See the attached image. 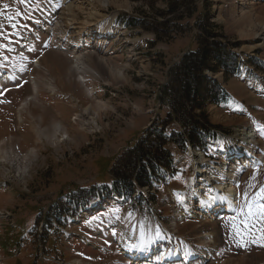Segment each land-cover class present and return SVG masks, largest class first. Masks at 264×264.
Segmentation results:
<instances>
[{
	"label": "rangeland",
	"instance_id": "1",
	"mask_svg": "<svg viewBox=\"0 0 264 264\" xmlns=\"http://www.w3.org/2000/svg\"><path fill=\"white\" fill-rule=\"evenodd\" d=\"M60 1L67 9L72 0ZM45 2L0 0V73L15 78L0 89V100L5 103L0 105V141L7 140L0 148V159L5 154L7 158L0 163L14 154L26 156L19 164L11 161L0 167V248L4 249L0 250V263L73 264L81 260V264H128L115 246V240L121 239L133 245L137 241L167 242L170 248L175 246L181 252L190 248L196 254L209 247L213 262L206 264H264V195H258L264 188V162L241 174L234 214L216 220L217 236L213 238L208 220L183 218L171 223L180 214L175 202L184 200L197 173L195 161L189 157L192 153H182L171 143L165 149L174 162L163 185L152 192L140 190L123 207H108L69 225L79 212L73 210V193L79 207L109 193L111 169L118 159L139 138L159 130L168 111L159 100L160 88L168 82V70L184 53L196 49L203 20L217 26L218 40L234 56L240 73L233 77L222 71L208 75L231 100L224 107L209 105L206 123H200L214 136L213 144L231 146L237 129L255 130L264 154V40L252 36L259 27L245 29L240 14L233 15V0H127L122 6L107 2L102 16L112 19V35L93 43L95 55L99 54L94 56V66L86 69L83 86L75 75L68 78L71 57L55 49L46 35L31 39L34 24L46 22L42 14ZM263 6L261 0L252 12L254 17L264 14ZM58 16L52 15L50 23ZM78 18L83 19L81 13ZM28 40H32L31 51L24 45ZM18 45L26 48L20 50ZM44 69L51 71L48 77ZM32 79L40 88L35 99L23 106L26 98H32ZM88 91L93 92L92 97ZM94 114L99 115L96 126L90 122ZM56 126H63L69 139L60 141L61 133L54 139ZM37 128L44 133L39 141ZM167 130L182 131L174 121ZM216 150L207 146L205 164L224 163ZM223 178L218 175L219 181ZM88 190L91 193L86 194ZM64 196L73 202L66 203ZM118 221L124 230L115 226ZM12 223L16 229L9 233ZM105 225L114 226L112 236L101 234ZM64 230L88 237L105 251H90L78 238L64 235ZM204 236L208 237L202 240ZM199 242L205 245L199 246ZM20 244V251L14 250Z\"/></svg>",
	"mask_w": 264,
	"mask_h": 264
},
{
	"label": "bare ground",
	"instance_id": "2",
	"mask_svg": "<svg viewBox=\"0 0 264 264\" xmlns=\"http://www.w3.org/2000/svg\"><path fill=\"white\" fill-rule=\"evenodd\" d=\"M112 1H115L119 6H122L126 4L127 0H85L84 2H80L79 0H72L70 2V5L67 6V9L69 10L65 8V3H61L60 0H46L45 6L42 9V14L45 15L44 19L46 22L43 23L39 21V23H35L34 26L36 27V29L32 31V33H30L32 40L38 39L42 35H46V37L50 39L51 42L56 46L55 49L62 52L69 58L71 57L72 59H69V65L67 67L68 78L70 79V77L75 75L76 77H78L77 81L83 86H85L86 83V69H89L88 66L90 64L92 65V67L94 66L96 62L94 56H97L99 54L98 52L95 55L93 43L97 40H101L104 42L105 39L110 38V36L112 35V19H108V16L107 18H103L102 16L103 12L105 11L107 2ZM260 4L261 0H233L231 9L233 10V15L240 14V17H238V19L240 23H242V25L245 27V29H247L248 27L250 28L258 26V31L252 36L260 37L262 40H264V23H261L264 21V14L260 15L259 17H254L252 14L253 10L256 9ZM79 13L82 14L83 19L78 18ZM54 14H59V16L54 23H50L49 18ZM32 40L26 41L27 43L24 45L26 47H29ZM24 45L21 49L18 45L19 49L22 50L23 48H26ZM96 46L98 45H95V47ZM28 51H31L30 47ZM54 54L57 55V51H55ZM101 55H104V53H101ZM57 57H59V59H63L60 56H56V58ZM99 57L102 62L106 61V59L101 58V56ZM35 64L37 66V62ZM44 70L46 76L48 77V74L51 71H49L48 69ZM11 79H13V81H11ZM13 82H15V78H13L10 74L0 73V89L4 85L12 84ZM32 85H35L32 88V98H26V100L21 104L23 106L29 101L34 100L35 95L38 94L40 88L39 84L35 83V80L32 79ZM48 88L56 89L55 87L50 85H48ZM92 93V91H88L87 95L89 97H92ZM2 104L5 103L3 101H0V105ZM96 117H99V115L94 114L91 120L89 119L90 122L95 126L97 124ZM21 121L22 119L18 117V122L21 123ZM35 132L37 135L36 138L39 141L41 137L44 136V133L38 128L35 129ZM235 132L236 134L233 138V141L231 142V146L223 145L222 143L213 145L215 150L216 147L217 150H219L216 151L220 153L224 162H222L223 164H219L217 166L205 164L203 162L204 157L201 154H190V157H192L195 161L197 169V180H194L195 182L193 183V185H191V190H189V192L187 191L188 194L184 198V200L175 202L177 206H180L178 207V211L180 212V216L178 218L179 222H181L183 218H194L195 220L199 218L206 219L211 223L210 224L208 222L213 228V238L217 236L216 220L218 214L222 215V217H220L222 219L223 217L233 214L235 211L238 195L237 183L241 174L250 169H256L259 165H261L262 162H264V154L260 153L263 144L258 138L256 131L250 129L247 131H241L237 129ZM59 133L62 134V139L60 141L67 138L69 139V136L67 135V132L65 131V128L63 126L55 127L53 138L55 139V136ZM6 142L7 140L5 139L0 141V148L5 147ZM31 151L35 153L34 149H32ZM11 152L13 151L11 150ZM37 155L35 156L37 157ZM25 157L23 158L22 156L14 154L11 159L0 163V167L1 165L6 163L10 165L11 161L19 164L25 159ZM6 158L7 154H5V156L0 159V162L5 160ZM210 164L216 163L211 162ZM21 173L23 174L24 171L21 170ZM218 174H221L224 177L222 181H219L217 179ZM206 186H209L210 191L212 190L213 192L217 193L214 198L212 197L210 191H208L210 193L206 192L205 195L203 194L202 190ZM206 237L208 236L201 237V239L203 240ZM116 243L117 244L115 245L117 247H120V250H123V252L127 255L131 254V252L139 251L141 249L148 253V249H150L152 246L165 245V243L162 242L155 243L152 241H144V244L136 247L134 245L125 243L120 239H118ZM198 245L204 246L205 242H199ZM215 246L217 248V245ZM160 251H163V249H160ZM181 253L177 249H175V246L172 247L171 250L168 249L167 251H163L160 263H175L173 262L175 260L188 259L190 260V262H186V264H205L213 257V250H210L209 247H204L202 249V252L198 254H196V252L192 249L188 250V248H186V252L184 253L183 257H181ZM191 258L192 260L194 259V261H191ZM142 259H145V257Z\"/></svg>",
	"mask_w": 264,
	"mask_h": 264
},
{
	"label": "trees",
	"instance_id": "3",
	"mask_svg": "<svg viewBox=\"0 0 264 264\" xmlns=\"http://www.w3.org/2000/svg\"><path fill=\"white\" fill-rule=\"evenodd\" d=\"M198 32L196 49L184 53L168 70V82L160 88L159 100L168 111L159 122V130L139 138L111 169L112 191L126 198L137 188L151 187L152 179L171 168L172 156L165 149L168 143L175 144L179 150L187 148L186 140L191 146L202 145L199 133L204 129L202 123H206V108L220 107L230 101L226 91L208 75L218 71L232 77L239 75L236 60L218 40L217 26L203 20ZM173 121L183 128V134L173 130L167 134Z\"/></svg>",
	"mask_w": 264,
	"mask_h": 264
},
{
	"label": "snow or ice",
	"instance_id": "4",
	"mask_svg": "<svg viewBox=\"0 0 264 264\" xmlns=\"http://www.w3.org/2000/svg\"><path fill=\"white\" fill-rule=\"evenodd\" d=\"M20 2L24 3L25 0H20ZM245 195H247V194H245ZM258 195H264V188L260 189V193ZM261 213L264 214V208H261ZM251 214H252V206L249 205V215H251Z\"/></svg>",
	"mask_w": 264,
	"mask_h": 264
},
{
	"label": "crops",
	"instance_id": "5",
	"mask_svg": "<svg viewBox=\"0 0 264 264\" xmlns=\"http://www.w3.org/2000/svg\"><path fill=\"white\" fill-rule=\"evenodd\" d=\"M1 253V252H0Z\"/></svg>",
	"mask_w": 264,
	"mask_h": 264
}]
</instances>
